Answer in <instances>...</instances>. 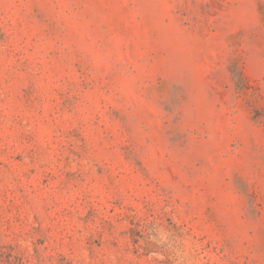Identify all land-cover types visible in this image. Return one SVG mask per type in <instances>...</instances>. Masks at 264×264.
<instances>
[{
    "label": "rangeland",
    "instance_id": "1",
    "mask_svg": "<svg viewBox=\"0 0 264 264\" xmlns=\"http://www.w3.org/2000/svg\"><path fill=\"white\" fill-rule=\"evenodd\" d=\"M0 264H264V0H0Z\"/></svg>",
    "mask_w": 264,
    "mask_h": 264
}]
</instances>
